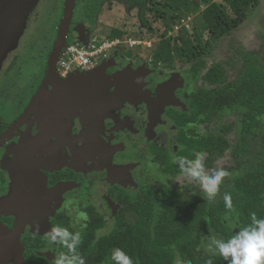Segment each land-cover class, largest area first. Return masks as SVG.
Wrapping results in <instances>:
<instances>
[{"label":"flooded vegetation","instance_id":"flooded-vegetation-1","mask_svg":"<svg viewBox=\"0 0 264 264\" xmlns=\"http://www.w3.org/2000/svg\"><path fill=\"white\" fill-rule=\"evenodd\" d=\"M65 3L56 12L54 0L39 1L17 49L0 71L3 264H53L55 257L67 252L46 239L57 225L81 232L77 252L85 264H112L113 248L135 254L134 264H150L143 262L142 227L145 222L152 226V220L159 223L165 218L161 214L173 211L172 204L191 210L189 224H201L202 240L188 264H208L209 260L227 264L202 247L209 229L214 237L223 238L204 218L209 207L223 200L224 186L222 195L212 202L191 196L193 188L176 183L179 166L174 163L191 149L192 139L208 137L202 133L209 114L217 111L200 112L192 120L196 98L202 94L205 101L204 95L219 90L204 81L211 67L206 70V62V68L195 74L192 62L162 63L124 46L109 51L96 70H75L67 77L58 73L61 53L55 78L46 82ZM114 3H127V9L141 12L127 0L105 2L92 22L87 12L90 0H77L64 49L108 39L94 34L104 6ZM54 17L56 26L48 35L44 27ZM208 87L215 90L209 92ZM168 177L173 178L166 182ZM173 193L190 204L161 203V197ZM150 198L157 200L155 206ZM151 206L155 215L146 216ZM177 264L186 263L179 260Z\"/></svg>","mask_w":264,"mask_h":264},{"label":"trees","instance_id":"trees-1","mask_svg":"<svg viewBox=\"0 0 264 264\" xmlns=\"http://www.w3.org/2000/svg\"><path fill=\"white\" fill-rule=\"evenodd\" d=\"M114 1L125 0H90V9L87 11L90 20L92 22L95 20L103 3L111 4ZM127 1L130 7L138 5L141 8L140 19L144 24L146 14L150 13L165 28L161 41L152 54L154 60L167 64H173L177 60L185 64L192 62L195 74L206 68V60L203 56L210 54L221 39L237 31L261 2V0H224V3L218 4L212 0ZM190 17L194 19L192 34L182 28L177 36L169 37L168 33L174 32L173 27L179 26ZM107 37L123 38L124 33L115 29L107 34ZM241 58L245 66L234 82H230L229 74L236 76L235 70L239 64L236 60L214 63L206 72L203 78L207 84L224 86V88H219L213 94L204 95L205 101L201 100L202 94L196 98L194 104L196 116L192 121H196L200 112L212 113L240 108L246 120L241 136L249 138L256 135L260 121L264 119V68L258 57L242 54ZM233 129L232 125H226L220 135L209 134L198 142L192 139L191 149L187 150L184 157L194 159L193 153L205 151L208 156L205 167L211 169L215 162L230 150L231 142L228 136ZM244 151H247L246 148ZM260 155L261 160L253 171L230 180L228 186L224 187V194L227 192L232 197V206L227 207L222 200L218 205L209 207L205 213L207 218L200 215L207 219L209 226L215 232L222 234L225 239L234 234L235 229L239 231L249 225L252 213H255L257 218H264V149L261 150ZM165 200L171 203L179 201L183 205L190 204H186L176 193L171 197L167 195L160 199L163 204L166 203ZM156 203V199L150 198L151 205L155 206ZM172 206L173 211L161 214L165 215V218H160L159 223L152 220V226L145 222L146 226L142 227L145 230L144 253H142L144 263L177 264L181 260L188 264L193 261V249L200 245L203 236L201 224L199 221H191L190 224L187 222L191 210L186 207L179 209V205L176 204ZM145 215H155L152 213V206L149 210L146 208ZM174 225L175 229H172ZM130 256L136 259L135 254Z\"/></svg>","mask_w":264,"mask_h":264},{"label":"rangeland","instance_id":"rangeland-1","mask_svg":"<svg viewBox=\"0 0 264 264\" xmlns=\"http://www.w3.org/2000/svg\"><path fill=\"white\" fill-rule=\"evenodd\" d=\"M50 1V0H48ZM55 1V11H59L63 0ZM214 3L222 4L224 0H212ZM48 5V9H50ZM204 9V8H203ZM56 18H52L50 21H46V32L50 34V30H53L56 26ZM146 23L144 24L140 19V9L133 8L127 9V3L118 4L114 3L112 6H104L103 12L99 18L98 25L95 31V36H105L109 34L112 30H120L124 33L123 40L133 39V41L141 43L139 47H133L136 53H140L146 58H151L153 52L159 45L161 41V35L163 34L165 28L161 22L157 21L152 14H146ZM58 25V24H57ZM194 19L192 17L181 22L178 29L176 26L173 27L174 32L168 33L170 36H177L182 28H185L190 34L193 33ZM207 38V35H206ZM144 43H149V48ZM125 47L130 46L128 44ZM126 47V48H127ZM132 48V49H133ZM242 54H249L251 56L258 57L264 68V0H261L260 5L252 11L245 23L231 35L221 39L213 48L210 54L204 55L207 62V69H209L214 63L219 62H233L236 60L238 64L237 70H235L236 76L231 73L229 74L230 82H234L238 78L244 68V63L242 62ZM203 72L199 75L202 76ZM201 82V81H199ZM219 88H224L220 86ZM215 88H209V92H213ZM243 110L236 108L229 111H217L215 113L209 114L207 119V124L205 125L204 135L215 134L220 135L222 128L226 125H232L233 131L229 134L228 139L230 140V150L227 154L217 161H220L221 166H223L227 171H229L230 176L226 177L222 182L221 186L227 187L228 182L234 178L241 177L246 173L253 171L255 167L261 160L260 152L264 149V119L260 121L259 127L256 131V135L249 138H242V128L244 123H246L243 116ZM246 148L247 151H244ZM237 151V152H236ZM236 153V154H234ZM207 157V155H206ZM206 160V159H205ZM217 161L214 167H216ZM212 167L211 169H213ZM209 171L211 169L206 168ZM210 174V173H209ZM178 185L185 189L193 188L192 192H196L197 195L194 197H201L200 188L198 182L191 180L185 176H179ZM220 186V189H221ZM223 187V189H224ZM187 196V194H185ZM222 195V191L219 190L217 197ZM192 196V195H191ZM214 237L212 230H207L206 236L204 238L205 242L202 247L205 251L213 252L210 247L211 240ZM217 238V236H216Z\"/></svg>","mask_w":264,"mask_h":264},{"label":"clouds","instance_id":"clouds-1","mask_svg":"<svg viewBox=\"0 0 264 264\" xmlns=\"http://www.w3.org/2000/svg\"><path fill=\"white\" fill-rule=\"evenodd\" d=\"M194 159L179 157L174 163L179 166L176 174V182L179 176H185L198 182L202 199L212 202L217 196L220 186L226 177L230 176L220 161L210 171L205 167L206 154L195 152ZM210 173V174H209ZM173 177H168L166 182ZM197 195L196 192L191 193ZM185 199H188L185 197ZM227 207L232 206V197L229 193L223 196ZM46 239L50 244L61 245L67 252H61L54 258L53 264H85L83 256L78 254L77 249L81 243L80 231H70L69 228L60 225L52 227L46 233ZM210 247L227 264H264V218H257L255 213L251 214V223L243 227L229 238H216L211 240ZM112 264H134L130 255L121 248H113L110 253ZM208 264H212L209 260Z\"/></svg>","mask_w":264,"mask_h":264},{"label":"water","instance_id":"water-1","mask_svg":"<svg viewBox=\"0 0 264 264\" xmlns=\"http://www.w3.org/2000/svg\"><path fill=\"white\" fill-rule=\"evenodd\" d=\"M40 0H0V71L4 61L14 52L23 36L29 17L34 12ZM77 0H66L63 19L59 26V33L53 52L48 63L46 82L56 76V65L60 54L67 43V34L70 29ZM84 42V40H80ZM96 70V69H94ZM0 255V264H3Z\"/></svg>","mask_w":264,"mask_h":264},{"label":"built area","instance_id":"built-area-1","mask_svg":"<svg viewBox=\"0 0 264 264\" xmlns=\"http://www.w3.org/2000/svg\"><path fill=\"white\" fill-rule=\"evenodd\" d=\"M176 26V30L178 29ZM128 44L130 48L139 47L141 43L133 39H94L88 47L71 45L64 49L58 64V73L62 77H67L75 70H91L98 66L100 60L107 56L112 50H121L124 45ZM149 45V43H144Z\"/></svg>","mask_w":264,"mask_h":264}]
</instances>
